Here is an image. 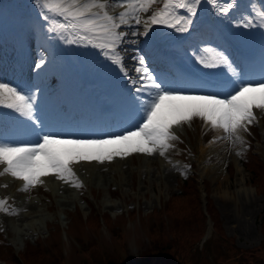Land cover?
<instances>
[{
    "label": "rangeland",
    "instance_id": "rangeland-1",
    "mask_svg": "<svg viewBox=\"0 0 264 264\" xmlns=\"http://www.w3.org/2000/svg\"><path fill=\"white\" fill-rule=\"evenodd\" d=\"M13 2L15 0L10 1V6L14 4ZM31 3L33 8L34 0ZM260 4H264V0H260ZM120 7L122 6L116 4L112 8L118 10ZM157 9H163V0H156L149 6V11ZM204 10L203 2L198 10V24L203 20L200 15ZM25 20L26 17L21 8L15 9L13 12H10L5 6L0 8V76H9L7 79L4 76V80L0 81L23 89L25 92L33 93L34 87L29 85L30 72L25 70V63L19 62L17 66H13L9 62L11 58H18L19 50L15 52L17 48H14V44L19 42L23 46L20 50H23L24 54L28 53L26 59L31 61L34 58L36 60L39 58L32 48L36 45V39H34L36 30L33 27L43 21L31 18L23 24ZM42 28L45 29L47 26L43 24ZM132 39L136 38L132 37ZM10 40L14 41L10 42ZM142 44H144V38L141 37L139 45H135V47L141 50ZM135 47L128 49V52L135 55ZM125 63L127 69L133 72L131 76H135V62L125 61ZM187 93L184 91L181 94ZM123 96L125 97L121 99L127 102L125 99L128 94ZM35 97L37 114L43 121V126L44 121L47 125H52L50 114L54 110V106L47 108L48 97L44 100ZM8 111L9 109L0 106V116ZM258 111L260 112V110ZM8 115L11 119L9 122L15 123L17 130L0 128V134L6 140L25 141V137L29 135L30 138L33 137L30 128L26 127L23 130V118L13 112H8ZM47 118L48 120H46ZM257 120L258 124L250 125L248 132L241 133L245 142L235 146L232 141L215 140L222 133L212 130L210 127L206 128L203 121L198 118L193 119L191 126L188 124L180 127L174 126L173 131L179 139L171 142L174 147L170 148L163 156L164 163L179 165L176 174L170 181L166 180L165 182L164 180L161 170L164 165L160 164L159 156L154 160H148L145 154L142 157L141 153H133L123 157V162L118 163V168L123 176L119 177L117 172L110 174L111 181H105L104 176H101L100 180L94 178L91 187L84 184L82 187H76L72 184L73 201L63 207L59 205L58 198L52 194L48 186L37 184L30 190L23 191V188L18 189L19 186H17V183L20 185L21 180L11 177L13 181L9 185L0 186V195L5 201L4 204L8 197L11 199L10 204H7L10 208L19 201L20 204L15 206L13 212L10 211V208H3L4 211H1L0 208V261L3 262V259H7L13 253L17 255L19 261H10L13 264H30L28 257L25 258L26 263L23 261V255L26 256L29 249L33 252L36 251L35 248H39L46 254L49 253V249L53 254H56L58 245L61 250L66 247L69 263L75 264L73 258L76 257L77 264H86L89 256L86 251L84 252L82 242L88 240L90 244L93 241L90 247L99 252L107 263L116 264L117 261L126 258L131 264H137L141 251L148 247L150 236L161 229L167 232L174 216L178 224L185 223L182 227L193 242V247L201 248L205 238L203 236L205 229L208 230L210 227L208 222L210 218L206 221L203 207L206 202L217 209L218 218H220L225 232L233 236L237 245L249 249L256 248L263 236L264 114H261V118H257ZM78 124H74L75 126L70 131L79 129L80 125ZM61 127L63 128V126ZM49 131L53 132V129H49ZM201 145H217L208 161L199 158ZM250 167L254 168L259 176L251 178ZM4 168L0 169V179L6 174L2 173ZM192 173L197 181V187H199L201 214L191 202L188 203L176 196L183 181L189 178ZM43 180L52 182L48 177H43ZM30 203L33 205L32 209L45 213L46 219L42 220L41 226H37L36 230L19 236L17 228L22 221L19 215ZM110 203H115V207ZM79 208L80 211H78ZM93 209L94 215L95 212H98L100 216L101 213L107 214V224L113 223L114 215H120L121 212L124 215L122 220L121 218L115 220L113 226L109 227L103 223L101 217L95 215L99 226L92 227L89 236H86L81 231L83 219L86 217L85 215L91 217ZM128 211L130 215H128ZM74 213L78 214L80 222L74 227L73 234L69 235L65 228L70 233L71 228L69 227L74 223ZM190 213H195L196 217L189 215ZM202 214L205 215L204 221L201 219ZM34 219L37 220V216ZM211 222L213 224L212 220ZM118 236L124 237V240H121L122 243L115 241ZM16 238L19 239L17 247L12 244ZM72 246L74 249L71 252ZM222 253L223 248L216 240L213 241L212 250L205 251L206 258L211 264H218ZM252 255H264V251L259 250Z\"/></svg>",
    "mask_w": 264,
    "mask_h": 264
},
{
    "label": "snow or ice",
    "instance_id": "snow-or-ice-1",
    "mask_svg": "<svg viewBox=\"0 0 264 264\" xmlns=\"http://www.w3.org/2000/svg\"><path fill=\"white\" fill-rule=\"evenodd\" d=\"M155 2L34 0L40 14L50 22L48 32L53 38L62 39L66 44L98 49L104 60L127 78L136 120L118 132L96 136L44 131L43 121L37 114L35 94L0 81V106L23 118L22 122L35 135V140L22 141L6 140L0 134V165L6 166L4 173L25 182L23 191L42 183L41 177L50 174L67 182L74 178L70 165L80 161L111 162L115 157L123 158L133 153L153 155L158 152L164 156L174 147L171 142L179 139L173 131L174 126H191L195 118L203 121L206 128L222 133L215 140L232 141L234 146L245 142L242 132H248L250 125L258 124L253 109L264 114V78L245 81L242 70L238 71L239 65L220 44L197 48L194 58L204 68L225 69L229 78L224 91L209 87L180 94L184 90L171 86L166 75L153 72L147 54L138 47L132 57L136 75L129 76L124 64V53L128 49L122 45H139L141 37L145 45H151L154 39L150 35L152 25H163L176 33H187L190 28L194 30L204 0H163L161 11H154L142 20L141 13L148 12L149 6ZM207 2L214 6L215 14L221 18L228 17L238 6L237 0ZM116 4L126 5L128 11L111 15L109 10ZM231 23L234 28L246 30V34L259 31L264 42V4L258 9L256 0H251L250 11ZM45 59L41 55L33 64V70L42 71ZM74 186L82 187V184L75 179ZM4 203L0 200V208Z\"/></svg>",
    "mask_w": 264,
    "mask_h": 264
},
{
    "label": "bare ground",
    "instance_id": "bare-ground-1",
    "mask_svg": "<svg viewBox=\"0 0 264 264\" xmlns=\"http://www.w3.org/2000/svg\"><path fill=\"white\" fill-rule=\"evenodd\" d=\"M109 11H110L111 15L115 16V15H118L120 12H127L128 8H127V6H125V7L119 8L118 10L112 11L110 9ZM150 15H151V11L141 13V18H142V20L147 19L148 17H146V16H150ZM137 27H142V25H138ZM38 45H39V47L41 46V41L39 42ZM125 46H126V49H131V48L135 47V45H132V44L122 45L123 48ZM73 47L78 49L80 46L73 44ZM143 49H144V47L141 48L142 51H143ZM128 51L126 53H124V55H125L124 60L128 61L130 63H134V61L132 60L133 53H130ZM53 56H55V54ZM94 59H96V55H94ZM61 61H62V63H61ZM63 62H64V64H63ZM149 66L151 68V64H149ZM42 68H43L42 71L39 69L37 70V72L39 74H37V76H36L37 81L40 82V84H41L40 91L46 92L47 89H49L48 85H43L44 84L43 81L45 80L46 75L50 74L54 69H56V72L59 75V85L61 87L62 93L65 96V99L67 98L68 101H76L77 98L82 96V93H85V89L81 87V86H83L82 83L75 76H73L71 74L70 70H68V67L65 65V58L62 59V56H58L56 58H53L51 60V62L45 61ZM59 72H61V75ZM128 73L130 74L131 70L130 71L128 70ZM4 76H5V79L8 78L6 75H4ZM4 76L1 75L0 80H4L3 79ZM129 76H131V75H129ZM123 78H124V81L127 80V78H125L124 76H123ZM171 86L176 87V88H181V89L184 88L182 86H177V84H171ZM128 88L129 87L127 85L122 87V89L124 91H126ZM65 92L67 93V95H65ZM130 93H131V90H129L126 94L130 95ZM68 101H66L64 103L67 104ZM88 102L91 104L94 101H91L90 99H88ZM62 104H63V101L59 102L58 106H61ZM130 113L131 114H129V115L134 118V120H131V123H129L128 125L126 123L125 124L121 123L118 126H114V125L110 126L106 132L99 133V135L118 132L121 129L127 128L130 125L134 124L135 120H136L134 103L132 104V108L130 110ZM86 117H89V115H86ZM257 117H259L258 114H257ZM7 118H8L7 115H2V118L0 120V128H4V127L5 128L6 127L12 128V126L6 121ZM101 120L102 119H97L95 124H99L100 123L99 121H101ZM87 122L88 121H86L85 123L87 124ZM67 131H69V133H71L72 135H85V136L93 135V136H96V133H93L89 126H83V128L81 130L76 129V130L70 131V129H67ZM216 148H217V145L216 146L201 145L199 148L200 149V155H199L200 160L203 159L205 161H208L209 159H211V157H212L211 153ZM157 156H159L158 160L160 161V164L164 165L161 170L163 172V177H164L165 182H166V180L170 181V179H172L174 177V175L176 174V171L178 170L179 165L177 163H171V164L164 163L163 156L159 155L158 152L153 154V155L145 154V157H147L148 160H154ZM120 162H123V158L115 157V158H113V160L111 162L105 161L104 163H99L96 161H91V162L80 161L79 163H75L74 165H70V167L74 173V178H69L67 180V182L65 180L58 178L56 175L50 174V175L43 176V177L50 178L52 180L51 183L46 182L45 180H43V177H41L42 183H38V185L44 184V185L48 186L51 189L52 194H54V196L56 198H58L59 205L63 207L64 205L73 201V199H72V197H73L72 184H74L75 179H78L79 182H82L89 187H91L94 178L95 179L99 178V180H100L101 176H104L103 178L105 179V181L106 180L111 181V179H109V176L111 173L116 174L118 172L119 177L123 176V174H121V172H120L121 170L118 168V163H120ZM4 167H6V166L0 165V169H3ZM108 168H109V170H108ZM2 173H4V170ZM11 177L12 176L10 174H7V173L4 176H1L0 186L2 187L3 185H6V186L9 185L13 181V178H14V177L13 178H11ZM24 183L25 182L21 180V183H20L18 189H22L24 187ZM21 200H23V199H21ZM17 204H20V201L17 202L16 204H14L10 208V211L13 212V210L15 209V206ZM110 205L115 207V203H110ZM32 208H33V205L30 203V205H28L27 208L22 211L23 213H20V215H19V218L22 219L21 223L18 225V228H17V232L19 233V236L23 235V233H27L28 231L36 230L37 226H41L42 220L46 219L45 213H42L40 210H35ZM103 215H106V213L105 214L103 213ZM36 216H37V220L34 219V217H36ZM122 216H123L122 213L120 215H114V219L118 220L119 218H122ZM87 217H88V221H89L90 220L89 216H87ZM91 223H92V220H91ZM78 224H79V222H77L75 225V219H74V223H72L69 227V228H71V231ZM96 224L97 223H95V225ZM13 241H14L13 243L17 247L19 239L16 238ZM73 249L74 248L72 246L70 251L72 252ZM73 261L74 262L77 261V258L74 257Z\"/></svg>",
    "mask_w": 264,
    "mask_h": 264
},
{
    "label": "trees",
    "instance_id": "trees-1",
    "mask_svg": "<svg viewBox=\"0 0 264 264\" xmlns=\"http://www.w3.org/2000/svg\"><path fill=\"white\" fill-rule=\"evenodd\" d=\"M250 172L251 178L259 176V173L252 167H250ZM176 196L188 203L191 202L193 207L196 210H199L201 214L202 210L199 207V189L197 187L195 176L191 175L183 181L181 189L177 192ZM207 209L214 220V228L211 236L204 242L203 247H193V242L186 234V230L182 227L185 223L181 222L178 224L174 216L173 222L169 225L167 232L161 229L150 236L148 247L142 250L138 257V264H211L206 258L205 251L210 252L212 250L214 240L218 241L223 248V253L218 264H264V255H252L257 253L259 250L264 251V218L262 222V240L256 248L249 249L237 245L233 236H230L225 232L221 220L218 218L219 215L217 209H215L214 206H210L209 202L207 204ZM95 215L93 214L89 217V219L92 220V225H95L97 222ZM189 215L196 217L195 213H190ZM204 218L205 215L202 214L201 219L203 221ZM77 222H80V217L76 213L75 225ZM118 240L122 243L121 240L123 239ZM92 244L89 246L87 245L84 250V252L86 251L89 256L88 263L86 264H111L107 263L99 252L90 247ZM58 248L59 247L57 245L56 254H53L49 249L48 254L39 248H35L36 251L33 252L29 249L27 255H23V261L25 262V258L28 257L30 264H67L66 253H64L60 248L58 250ZM7 260L9 262H19L17 255L13 253L7 258ZM77 263L78 262L75 261V264ZM116 264L130 263L127 260H122L117 261Z\"/></svg>",
    "mask_w": 264,
    "mask_h": 264
}]
</instances>
